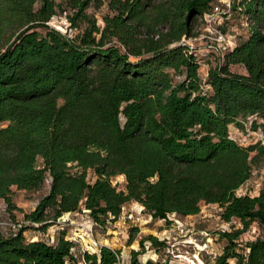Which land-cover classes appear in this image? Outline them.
Returning a JSON list of instances; mask_svg holds the SVG:
<instances>
[{
  "label": "trees",
  "instance_id": "16d2710c",
  "mask_svg": "<svg viewBox=\"0 0 264 264\" xmlns=\"http://www.w3.org/2000/svg\"><path fill=\"white\" fill-rule=\"evenodd\" d=\"M215 1L0 0V199L7 213L15 208L13 187L36 191L49 180L24 213L26 224L0 229V264H76V244L64 232L52 243L23 232L72 212L105 232L131 201L151 220L168 222L217 204L222 220L241 227L220 233L227 243L214 264H264V173L257 195L236 194L264 166V144L242 146L229 134L230 124L243 128L239 119L252 118L250 129L264 135V0L234 1V16L249 22L246 35L208 56L215 65L203 90L200 62L179 42L196 33L197 18ZM101 6L99 24L90 8ZM58 12L73 33L48 25ZM117 175L122 189L112 184ZM252 225L259 233L239 243ZM165 244L148 234L128 263L107 245L79 257L141 264L138 256Z\"/></svg>",
  "mask_w": 264,
  "mask_h": 264
},
{
  "label": "rangeland",
  "instance_id": "374dc122",
  "mask_svg": "<svg viewBox=\"0 0 264 264\" xmlns=\"http://www.w3.org/2000/svg\"><path fill=\"white\" fill-rule=\"evenodd\" d=\"M57 2H65L66 0H56ZM222 1V0H220ZM95 13L97 21L102 24V14L106 12L105 6H101L98 10L90 8ZM198 24V18L196 20ZM48 25L56 28L64 34L73 33L68 28V21L65 13L58 12L48 21ZM225 31L232 34L233 30H237V40L246 35V28L240 25L238 19L232 15L231 19L225 24ZM198 47H202L206 42L204 40L194 41ZM204 52V51H202ZM202 58L199 67V74H203L215 65L214 56L210 59L198 54ZM134 59V58H132ZM233 71L242 73L244 68L240 65L231 67ZM239 119L243 124V128L237 126L236 123L229 125V134L242 146H248L260 141L264 144V135L260 130L253 131L250 129L251 121ZM253 154V153H251ZM264 173V166L254 168L251 177L238 188V194L257 195L261 187ZM87 179L93 181L95 176L92 171L87 172ZM112 184L119 189L124 187V176L117 175L112 178ZM49 188V180H46L41 189L36 191L18 190L13 187L12 202L15 208L7 213L6 204L0 199V221H24V213L34 209L36 203ZM141 205L136 201H131L123 207V215L108 229L103 232L101 228L92 225V220L86 213L72 212L69 215L63 214L54 223H49L47 227H40V224L32 223L23 232L25 239L37 240L41 239L52 243L57 236L65 233V239L75 242L76 264H87L80 259V253L87 246V241L95 239L97 242H105L117 248L120 251V260L123 263L130 261L131 250L140 248L139 242L148 234L156 236L159 240L165 241V249H161L156 255L153 253H143L138 256L141 264L146 259L150 260H166L168 264H214L216 256H218L227 241L220 236L222 231H232L240 228L241 224L237 219L225 222L219 216L220 208L217 204L201 203L200 210L195 215L188 216H170V222L156 219L147 220V214L141 210ZM131 215V216H130ZM137 228L138 231L131 230ZM85 229L89 230L90 236L83 235V239L77 237L82 234ZM8 231V229H6ZM133 233V240L130 241ZM259 233L258 228L252 225L250 229L241 234L238 242L243 244L246 240L253 239ZM53 239V241H52ZM146 256V257H145ZM228 264H234V259H229Z\"/></svg>",
  "mask_w": 264,
  "mask_h": 264
},
{
  "label": "built area",
  "instance_id": "2783aa9c",
  "mask_svg": "<svg viewBox=\"0 0 264 264\" xmlns=\"http://www.w3.org/2000/svg\"><path fill=\"white\" fill-rule=\"evenodd\" d=\"M234 1L235 0H216L209 11L198 17V24L195 25L196 33L192 36H183L181 38L179 43L185 44L188 47L189 52L197 56L200 65H203L201 64L203 61H201L202 58L198 57V54H201L203 57H208L211 53L222 55L235 45L237 41V30H233V33L230 34L223 29L226 21H229L231 16L235 14L233 13ZM248 24L249 22L245 18L241 17L240 25L248 27ZM199 40H204L206 43L202 47H198L197 44H194V41L199 42ZM206 76L207 72L201 76L203 90L209 89V86L205 83ZM230 137L234 139L231 135ZM237 190L236 194L242 195L238 194ZM140 207L141 210H143V206ZM123 211L124 209H122V215ZM172 215L174 216V214ZM147 220H151L149 216H147ZM24 224H26L25 221H0V229H8V231L17 232ZM88 231L89 230L85 229V231H82L83 233L77 237L81 239H83V235L89 237L90 232ZM99 246L100 243L91 238L90 241H87V246L83 250L94 252L97 251ZM146 248H149L148 242H146ZM153 255L156 254L154 253Z\"/></svg>",
  "mask_w": 264,
  "mask_h": 264
},
{
  "label": "crops",
  "instance_id": "0c3cea01",
  "mask_svg": "<svg viewBox=\"0 0 264 264\" xmlns=\"http://www.w3.org/2000/svg\"><path fill=\"white\" fill-rule=\"evenodd\" d=\"M232 69V68H231ZM245 72V70L242 72V73H244ZM100 243V245H107V246H109V247H112V248H115L114 246H112V245H110V244H106L105 242H99ZM146 257V256H145Z\"/></svg>",
  "mask_w": 264,
  "mask_h": 264
}]
</instances>
